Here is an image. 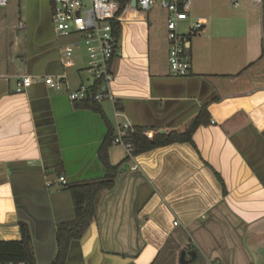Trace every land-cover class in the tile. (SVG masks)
Returning <instances> with one entry per match:
<instances>
[{
    "label": "crops",
    "instance_id": "obj_1",
    "mask_svg": "<svg viewBox=\"0 0 264 264\" xmlns=\"http://www.w3.org/2000/svg\"><path fill=\"white\" fill-rule=\"evenodd\" d=\"M52 7V0H9L0 15V241L20 240L19 222H26L37 264L52 262L57 226L74 219L59 178L102 177L98 153L108 132L101 115L76 108L67 90L37 82L17 91L24 74L66 73L70 90L93 83L77 58L62 66L60 49L71 40L57 39ZM135 7L123 11L111 66L123 116L108 101L101 103L107 120L115 132L117 121L128 120L153 138L184 133L206 115L191 142L129 161L123 147L109 149L119 167L115 185L98 195L88 237L71 243L66 264H153L172 240L174 264H264V0L238 7L193 0L179 30L198 21L204 27L190 35L183 77L170 71L168 13L159 4L147 14ZM155 9L164 15L159 35Z\"/></svg>",
    "mask_w": 264,
    "mask_h": 264
},
{
    "label": "built area",
    "instance_id": "obj_2",
    "mask_svg": "<svg viewBox=\"0 0 264 264\" xmlns=\"http://www.w3.org/2000/svg\"><path fill=\"white\" fill-rule=\"evenodd\" d=\"M242 0H231L234 7H238ZM261 3L262 0H253ZM9 0H0L1 10L8 5ZM52 21L58 40H71L60 49V60L64 68L75 65L74 50L81 46L87 54L86 72L91 75L93 83L97 84L94 92L91 86L81 84L77 90H70L66 73L48 76L21 75L17 81V91L30 88L34 83L43 82L55 92L67 90L68 98L72 103L84 101H111L114 107V116H123L116 108V97L111 89L113 74L112 62L118 45V38L114 35L113 22L124 20L119 0H52ZM132 2V0H131ZM131 2L126 9L131 8ZM193 0H136V7L140 13L147 14L156 4L168 13L166 22L167 39L169 41L168 62L173 76H187L191 67L190 35L197 33L204 27L203 21H198L188 30L181 33L180 24L189 17V10ZM135 7V8H136ZM125 9V10H126ZM135 127L127 120L116 122V132L112 146H121L125 149L127 157L134 159V149L125 137L134 132ZM148 138L150 135L144 133ZM132 169H137L133 166ZM59 181L68 184L66 177ZM0 264H28L25 261H4ZM211 264H220L214 262Z\"/></svg>",
    "mask_w": 264,
    "mask_h": 264
},
{
    "label": "trees",
    "instance_id": "obj_3",
    "mask_svg": "<svg viewBox=\"0 0 264 264\" xmlns=\"http://www.w3.org/2000/svg\"><path fill=\"white\" fill-rule=\"evenodd\" d=\"M119 1L121 11H124L131 2V0ZM113 27L114 35L119 38L121 32L120 22H113ZM91 89L96 92L97 84L94 83ZM74 105L76 108L87 109L100 114L108 127L107 135L98 153V158L105 169V174L92 180L66 184V188L70 191L73 200L74 219L57 226L55 234L56 254L49 264H66L71 243L80 240L90 227L96 217V199L101 192L111 190L114 187L119 168L110 162L109 149L112 147L115 129L104 115L101 103L87 100L75 102ZM115 106L120 110L121 107L118 100L115 101ZM204 115H206L205 110L194 120L189 130L184 133L157 134L153 138H148L144 134L147 132L145 129L135 128V131L129 132L125 139L132 144L135 156L175 142H191L192 135L195 129L202 123ZM129 160L127 157L126 161ZM19 228L21 233L20 240L0 241V262L25 261L28 264H37L32 246L30 227L26 222L20 221Z\"/></svg>",
    "mask_w": 264,
    "mask_h": 264
},
{
    "label": "rangeland",
    "instance_id": "obj_4",
    "mask_svg": "<svg viewBox=\"0 0 264 264\" xmlns=\"http://www.w3.org/2000/svg\"><path fill=\"white\" fill-rule=\"evenodd\" d=\"M151 20L154 23V26L152 28L153 33L154 34L156 33V34L159 35V32L157 31V29H158L157 27L159 25H162L164 23V15L157 13V11L155 9L154 12L152 11ZM73 58H75V59L77 58V60L79 62L78 63V66H82L84 68L80 73L84 77H86L88 79V82H90V83L93 82V79H92L91 75H89L86 72V67H87V54H86V50L84 49L83 46H81L80 49L75 50L74 55H73ZM68 71H69L71 77H74L75 74L78 75L76 69H72V70H68ZM104 102H108V100L103 101L102 103H104ZM174 241L175 240H172V243L167 246V249L165 251V256L166 257H161L160 259L156 260V262L154 264H174V263H172V261L170 260V258H168V257H170V255L173 256L174 253H175L176 246H174V244H173ZM175 264H178L177 261H175ZM179 264H183V262H179Z\"/></svg>",
    "mask_w": 264,
    "mask_h": 264
},
{
    "label": "water",
    "instance_id": "obj_5",
    "mask_svg": "<svg viewBox=\"0 0 264 264\" xmlns=\"http://www.w3.org/2000/svg\"><path fill=\"white\" fill-rule=\"evenodd\" d=\"M131 5L133 7H135L136 6V0H132ZM126 169H130V164L127 163V164L124 165V167L120 168L121 171L126 170ZM88 234H89V230L87 229V231L85 232V234L81 238L82 241L86 240V238L88 237ZM185 256H186V251H183L182 254H181V260L182 261L184 260Z\"/></svg>",
    "mask_w": 264,
    "mask_h": 264
},
{
    "label": "flooded vegetation",
    "instance_id": "obj_6",
    "mask_svg": "<svg viewBox=\"0 0 264 264\" xmlns=\"http://www.w3.org/2000/svg\"><path fill=\"white\" fill-rule=\"evenodd\" d=\"M191 255L193 256V255H194V253L192 252V253H191Z\"/></svg>",
    "mask_w": 264,
    "mask_h": 264
}]
</instances>
